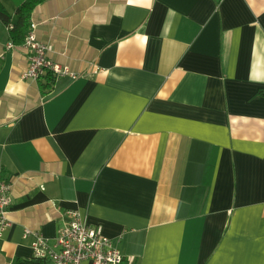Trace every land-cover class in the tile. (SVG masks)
<instances>
[{
    "label": "crops",
    "instance_id": "crops-1",
    "mask_svg": "<svg viewBox=\"0 0 264 264\" xmlns=\"http://www.w3.org/2000/svg\"><path fill=\"white\" fill-rule=\"evenodd\" d=\"M31 22L80 76L23 80L0 19V264L69 210L125 264H264V0H44Z\"/></svg>",
    "mask_w": 264,
    "mask_h": 264
},
{
    "label": "built area",
    "instance_id": "built-area-1",
    "mask_svg": "<svg viewBox=\"0 0 264 264\" xmlns=\"http://www.w3.org/2000/svg\"><path fill=\"white\" fill-rule=\"evenodd\" d=\"M9 28V26H8ZM36 24L31 22L25 32L22 46L28 53V66L22 71L23 80H38L51 74L54 80L62 76L77 78L80 73L68 65L52 60L48 54L53 50L49 41L38 38ZM10 41L7 48L14 47ZM12 181L0 176V236L12 225L10 218ZM67 221L58 229L54 238L25 228L23 239L31 237L34 256L46 257L50 264H125V256L115 246L111 237L100 226L88 224L77 210L67 211Z\"/></svg>",
    "mask_w": 264,
    "mask_h": 264
},
{
    "label": "trees",
    "instance_id": "trees-1",
    "mask_svg": "<svg viewBox=\"0 0 264 264\" xmlns=\"http://www.w3.org/2000/svg\"><path fill=\"white\" fill-rule=\"evenodd\" d=\"M44 0H23L16 8V20L13 22L11 14L0 1V19L6 26H9L11 39L15 43H20L24 39L25 31L29 26V20L34 8ZM49 84L54 80L51 74H46ZM14 264H50L46 257L33 256L30 259H16Z\"/></svg>",
    "mask_w": 264,
    "mask_h": 264
}]
</instances>
